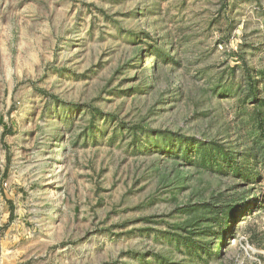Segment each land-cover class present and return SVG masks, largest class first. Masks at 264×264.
<instances>
[{
    "label": "rangeland",
    "instance_id": "rangeland-1",
    "mask_svg": "<svg viewBox=\"0 0 264 264\" xmlns=\"http://www.w3.org/2000/svg\"><path fill=\"white\" fill-rule=\"evenodd\" d=\"M1 161L0 264H264V0H0Z\"/></svg>",
    "mask_w": 264,
    "mask_h": 264
},
{
    "label": "built area",
    "instance_id": "built-area-1",
    "mask_svg": "<svg viewBox=\"0 0 264 264\" xmlns=\"http://www.w3.org/2000/svg\"><path fill=\"white\" fill-rule=\"evenodd\" d=\"M4 165L3 161L0 163V258L3 256V244L4 242L8 243H14L18 241V232L19 229L15 227V224L13 223V229H11V233H14L13 235H5L4 236V228L6 227V221L4 219V206H5V196L7 193L14 194V189L11 187V183L9 181H6L4 177Z\"/></svg>",
    "mask_w": 264,
    "mask_h": 264
},
{
    "label": "crops",
    "instance_id": "crops-1",
    "mask_svg": "<svg viewBox=\"0 0 264 264\" xmlns=\"http://www.w3.org/2000/svg\"><path fill=\"white\" fill-rule=\"evenodd\" d=\"M5 254L0 258V261H5V260H8V261H12V260H16V259H18V260H21L22 258H21V254L19 253L18 255H16L15 253H13L12 255H10L11 257H7V258H5ZM3 264V263H2Z\"/></svg>",
    "mask_w": 264,
    "mask_h": 264
},
{
    "label": "trees",
    "instance_id": "trees-1",
    "mask_svg": "<svg viewBox=\"0 0 264 264\" xmlns=\"http://www.w3.org/2000/svg\"><path fill=\"white\" fill-rule=\"evenodd\" d=\"M231 227H232V225H228L226 228L229 229V228H231Z\"/></svg>",
    "mask_w": 264,
    "mask_h": 264
}]
</instances>
